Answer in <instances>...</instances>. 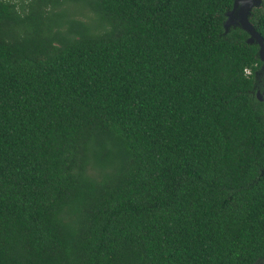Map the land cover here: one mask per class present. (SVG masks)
Masks as SVG:
<instances>
[{"label":"trees","instance_id":"1","mask_svg":"<svg viewBox=\"0 0 264 264\" xmlns=\"http://www.w3.org/2000/svg\"><path fill=\"white\" fill-rule=\"evenodd\" d=\"M233 3L0 0V264L264 263V71ZM250 20L264 38V0Z\"/></svg>","mask_w":264,"mask_h":264},{"label":"water","instance_id":"2","mask_svg":"<svg viewBox=\"0 0 264 264\" xmlns=\"http://www.w3.org/2000/svg\"><path fill=\"white\" fill-rule=\"evenodd\" d=\"M262 6L263 0H234L232 9L225 13L226 19L223 28L225 32H228L230 28H240L246 32L248 35L247 43L258 46L257 56L262 63V68H264V38L256 31L250 20L253 10L262 8ZM256 98L264 104V92L258 90Z\"/></svg>","mask_w":264,"mask_h":264},{"label":"built area","instance_id":"3","mask_svg":"<svg viewBox=\"0 0 264 264\" xmlns=\"http://www.w3.org/2000/svg\"><path fill=\"white\" fill-rule=\"evenodd\" d=\"M245 73H246L247 75H249V74H250L249 70H245Z\"/></svg>","mask_w":264,"mask_h":264},{"label":"rangeland","instance_id":"4","mask_svg":"<svg viewBox=\"0 0 264 264\" xmlns=\"http://www.w3.org/2000/svg\"><path fill=\"white\" fill-rule=\"evenodd\" d=\"M262 71H264V68H262ZM262 72H260V74H261ZM264 92V91H263Z\"/></svg>","mask_w":264,"mask_h":264},{"label":"flooded vegetation","instance_id":"5","mask_svg":"<svg viewBox=\"0 0 264 264\" xmlns=\"http://www.w3.org/2000/svg\"><path fill=\"white\" fill-rule=\"evenodd\" d=\"M258 264H264V263H262V262H259Z\"/></svg>","mask_w":264,"mask_h":264}]
</instances>
